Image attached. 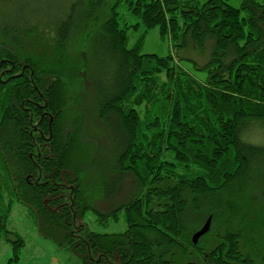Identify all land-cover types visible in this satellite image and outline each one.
Instances as JSON below:
<instances>
[{
  "label": "trees",
  "instance_id": "trees-1",
  "mask_svg": "<svg viewBox=\"0 0 264 264\" xmlns=\"http://www.w3.org/2000/svg\"><path fill=\"white\" fill-rule=\"evenodd\" d=\"M89 1L0 0V242L11 246L9 264L26 243L7 227L17 204L81 264H264V144L244 140L264 134V1L113 0L97 17ZM155 28L170 42L165 57L142 53ZM209 46L203 65L181 56ZM86 80L94 93L84 97ZM127 176L135 194L101 211L97 192L114 197ZM88 214L98 228L123 216L126 230L94 231Z\"/></svg>",
  "mask_w": 264,
  "mask_h": 264
},
{
  "label": "rangeland",
  "instance_id": "rangeland-1",
  "mask_svg": "<svg viewBox=\"0 0 264 264\" xmlns=\"http://www.w3.org/2000/svg\"><path fill=\"white\" fill-rule=\"evenodd\" d=\"M35 8L45 7L48 0H28ZM60 0H58L59 3ZM65 1V0H64ZM208 0H197V2L202 5L206 3ZM258 2H263L264 0H256ZM113 0H90L89 8L90 11L93 12V17H97L101 15L109 5H111ZM228 4L236 9H241L243 4V0H227ZM48 13L47 11H45ZM249 14L247 12L242 13V17H247ZM43 31V29H42ZM44 32V31H43ZM145 33L144 28H139L135 35L131 38L130 48L133 47L139 38ZM77 47H81L79 43H75ZM171 45L168 40H162L159 35V29L155 28L151 31H148L146 38L144 40L142 53L146 55H157L159 57H165L170 53ZM211 51V47L207 48V51L204 55L199 54L198 52L189 51L181 54L184 58H189L196 61L198 64L203 65L209 59V53ZM92 53H88V57ZM180 56V57H181ZM178 61V59H177ZM182 68L187 70L193 76L197 77L199 80H204L206 75L201 73H196L190 62L185 61L180 64ZM89 74V73H88ZM84 91L82 92L84 97L91 96L94 93L93 85L91 81L86 80L85 86L83 85ZM93 90V92H92ZM88 106V105H87ZM91 106V105H90ZM89 108V107H88ZM91 113V112H90ZM97 127L99 132L103 135H106L107 138L109 134L104 133L102 128L93 121L92 125ZM91 125V127H92ZM94 127V126H93ZM95 129V128H94ZM95 129V131H96ZM250 130L247 132V136L245 134L244 140L249 141V143H253L255 145L264 144V134L261 131ZM114 140L109 139L108 146L107 142L103 143V154L109 152L110 149H113ZM103 142V141H102ZM109 165H112V160L107 158ZM96 181V180H95ZM95 183V182H94ZM99 183V180L97 184ZM111 189V187H110ZM112 192V191H111ZM136 192V184L132 177H123L118 182V187L116 189V193L114 197L109 199H103L102 193L97 192L100 196H97V207H100L101 211L107 212L118 205H121L124 202L129 201L132 196ZM111 193H108L110 195ZM93 214H88L86 218V222L91 225V229L94 231L102 232V233H122L126 230V224L123 216L120 217V221L115 223L112 220L108 221V224L105 228H98V226H93ZM7 227L13 233L20 234L25 239V247L21 251L20 261L18 264H81L79 259L73 255L71 252L62 251L58 249L55 245L51 243V241L44 239L40 236L38 232V228L36 226L34 217L31 214V207L17 204L13 209L10 218L7 223ZM13 239V237H11ZM256 239V238H254ZM12 257L11 246L7 242H0V264H9V260Z\"/></svg>",
  "mask_w": 264,
  "mask_h": 264
},
{
  "label": "water",
  "instance_id": "water-1",
  "mask_svg": "<svg viewBox=\"0 0 264 264\" xmlns=\"http://www.w3.org/2000/svg\"><path fill=\"white\" fill-rule=\"evenodd\" d=\"M210 227H211V218L207 221V223L205 224V226L200 230L198 231L194 237H193V244L197 245L199 240L204 237L205 235L208 234L209 230H210Z\"/></svg>",
  "mask_w": 264,
  "mask_h": 264
},
{
  "label": "bare ground",
  "instance_id": "bare-ground-1",
  "mask_svg": "<svg viewBox=\"0 0 264 264\" xmlns=\"http://www.w3.org/2000/svg\"><path fill=\"white\" fill-rule=\"evenodd\" d=\"M135 24V23H134ZM134 26V25H133ZM205 237V236H204Z\"/></svg>",
  "mask_w": 264,
  "mask_h": 264
}]
</instances>
